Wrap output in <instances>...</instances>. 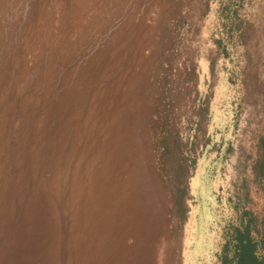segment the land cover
<instances>
[{"label": "rangeland", "instance_id": "obj_1", "mask_svg": "<svg viewBox=\"0 0 264 264\" xmlns=\"http://www.w3.org/2000/svg\"><path fill=\"white\" fill-rule=\"evenodd\" d=\"M264 234V0H0V264H212Z\"/></svg>", "mask_w": 264, "mask_h": 264}, {"label": "trees", "instance_id": "obj_2", "mask_svg": "<svg viewBox=\"0 0 264 264\" xmlns=\"http://www.w3.org/2000/svg\"><path fill=\"white\" fill-rule=\"evenodd\" d=\"M255 232L254 214L243 210L236 224L222 227L212 264H264V234L257 239Z\"/></svg>", "mask_w": 264, "mask_h": 264}]
</instances>
